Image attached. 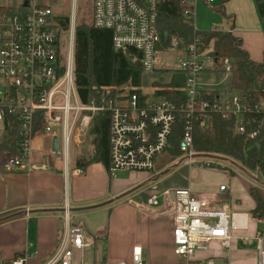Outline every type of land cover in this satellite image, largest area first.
I'll return each instance as SVG.
<instances>
[{"label":"built area","instance_id":"obj_1","mask_svg":"<svg viewBox=\"0 0 264 264\" xmlns=\"http://www.w3.org/2000/svg\"><path fill=\"white\" fill-rule=\"evenodd\" d=\"M51 1L0 0V123L4 127L8 119L15 118L22 141L20 154L8 157L4 166L6 172L19 171L27 165L31 144L38 135H42L59 139V153L67 177L70 173L83 175V170L70 168V155L73 142L88 134L97 112L110 113L111 176L119 171L152 174L158 157L170 147V138L180 113L186 114L180 149L191 152L189 164H193L195 115L235 116L239 119L238 131L243 133L246 131L244 118L264 112V101L252 104L238 93L207 95L208 90L202 88L200 82L205 57L195 38L180 49L179 75L184 78V103L177 104L158 96L150 99L141 91L127 87L113 96L112 90L107 89L98 99L93 98L89 104H83L74 76L76 0L69 31L70 47L66 54L62 48V32L55 26L56 15ZM171 1L179 3L184 18L195 20V8L199 2L213 5L216 0ZM163 2L93 0L92 23L97 29L112 32L115 49L138 50L144 72L150 73L156 69L157 47L162 41L159 12ZM194 31H198L195 24ZM168 36L166 33L165 39ZM173 43L178 47L177 40L174 39ZM220 72L231 75L229 59L221 61ZM257 134L253 132L250 137L255 138ZM213 163L209 161L202 166L216 169ZM227 189V186L220 188L221 191ZM148 205L153 214H172L175 254L186 264H191L196 254L207 250L212 242H219L228 249L232 233L247 230L249 225L250 214L232 212L230 207L215 205L210 196L197 195L190 189L154 194L149 197ZM159 206L161 210H157ZM74 218L66 196L59 244L44 264H85L83 255L77 260L76 255L92 247L94 239L87 222L75 221ZM254 239L259 264H264V231L257 232ZM244 240L249 242V239ZM28 260L29 254H23L8 264H28ZM95 264L109 263L102 260ZM131 264H146L139 244L133 248ZM195 264H215V261L208 258Z\"/></svg>","mask_w":264,"mask_h":264},{"label":"crops","instance_id":"obj_2","mask_svg":"<svg viewBox=\"0 0 264 264\" xmlns=\"http://www.w3.org/2000/svg\"><path fill=\"white\" fill-rule=\"evenodd\" d=\"M168 1V0H164ZM216 6L202 3V6L216 15L217 21L211 28L202 30L199 28L198 12L195 8V26L198 31H212L215 26H222L227 30L228 20L217 8L223 7L228 16L234 17L233 35L242 40V48L249 54L252 61L264 62V29L259 18L254 0H216ZM213 4V5H214ZM205 58L204 71L200 82L202 88L208 91L230 93L231 77L229 83L226 79L218 80V73ZM211 62V61H210ZM180 76V75H179ZM205 77V79H203ZM224 79V80H223ZM228 79V78H227ZM3 126L0 128V140L3 138ZM52 141L49 137L38 135L31 144V154L27 165L15 172L0 173V264L10 263L16 256L29 254L28 264H44L56 251L62 229L61 213L66 196L72 210L94 206L114 200L120 196L123 198L115 201L110 206L102 209L77 212L73 211L75 221H86L91 230L93 240L92 247L85 249L77 256L83 255L85 264H95L105 261L109 264L126 262L131 264L132 251L135 245L143 248L146 264H186L175 254L173 242V216L170 212L153 214L148 209V199L157 194L156 190L149 189L147 201L136 200L140 193L134 189L140 184L149 187L145 183L153 174L128 173L133 178H143L142 181H129L112 184V176L101 163L89 165L84 174L76 176L70 173L67 177L64 171V161L55 158L52 152ZM75 148L73 154L75 155ZM73 157L70 159L71 168H74ZM204 168V167H203ZM205 174L210 170L200 169ZM223 178L230 176L229 186L226 191H221L222 186L212 189L199 187L194 189L193 181L188 188L197 195L210 196L213 204L239 209L241 200L235 201L232 196L231 186L236 178H233L229 170H220ZM155 171V169H154ZM224 171V172H223ZM116 176V175H115ZM227 179V178H225ZM259 189V188H258ZM173 191V190H171ZM264 199V192L260 191ZM158 195H161L160 192ZM246 197H252V210L245 212L250 214L247 230L234 231L232 233L231 246L226 249L219 242H212L205 251L196 254L191 264L212 258L215 264H259V256L255 235L264 231L251 216L256 202L251 195V186L246 190ZM237 202V203H235ZM162 206V202H161ZM157 210H161L160 207ZM49 210V212H43ZM239 212V211H236ZM262 220L259 217H256ZM264 226V225H263ZM96 236L99 238L97 239ZM96 238V239H95ZM244 239H249V242ZM78 263V262H76Z\"/></svg>","mask_w":264,"mask_h":264},{"label":"trees","instance_id":"obj_3","mask_svg":"<svg viewBox=\"0 0 264 264\" xmlns=\"http://www.w3.org/2000/svg\"><path fill=\"white\" fill-rule=\"evenodd\" d=\"M259 18L264 29V0H254ZM226 0H222L224 4ZM178 2L165 1L160 6L159 17L163 21L162 47H174V39L178 41V49L190 44L193 39L200 43L201 53L205 58H212L214 69L221 71V61L229 59L232 63L231 91L221 93L208 91V96L218 94L238 93L247 98L249 103L259 104L264 101V62L257 63L250 59L242 48V40L230 31L234 29V17L228 16L223 7L216 9L228 20L229 29H214L212 31H194L195 20L186 19L181 14ZM55 26L69 34L71 17L55 16ZM166 33L169 35L165 39ZM166 40V41H165ZM159 46V45H158ZM75 84L83 104H89L93 98L98 99L107 90H112V96L124 91L127 86L132 91H139L142 76L145 73L142 66L141 53L134 48L117 50L113 45V34L109 30L97 29L91 25L80 23L75 27ZM184 78L175 75L167 86L156 88V95L164 97L177 104L186 100ZM186 114L180 113L170 138V147L176 156L182 154L180 143L183 138ZM94 134V153L92 156L79 155L75 168L85 172L93 163H101L109 172L110 166V113L97 112L92 123ZM195 126L194 152L205 158H214L213 167L233 171L219 160H231L249 176L257 175L264 182V112L253 113L244 118L246 131H238L239 119L235 116L224 118L220 114L207 113L193 117ZM94 126V125H93ZM257 132L255 138L250 135ZM22 141L19 135V124L15 118H10L4 125L3 138L0 140V173H5V163L10 156L20 154ZM251 174V175H250ZM256 207L252 214L264 219V199L258 187H251Z\"/></svg>","mask_w":264,"mask_h":264},{"label":"rangeland","instance_id":"obj_4","mask_svg":"<svg viewBox=\"0 0 264 264\" xmlns=\"http://www.w3.org/2000/svg\"><path fill=\"white\" fill-rule=\"evenodd\" d=\"M73 2L74 0H52L51 4L53 7V11L56 16L60 17H72V10H73ZM203 2H199L196 6V10L198 12V19H199V28L202 30L208 29L212 27L217 21L216 15L211 11L210 7L205 8L202 6ZM216 4L212 5L216 6ZM76 24L85 23V24H92V13H93V0H76ZM216 24V23H215ZM163 21H161V29H163ZM213 29H224L222 26H215ZM229 29V26H227ZM70 47V33L63 34L62 32V48L64 54L68 52V48ZM182 57L180 49L177 47H162L159 45L157 47L156 53V69L150 73H144L142 76L141 87L139 90L142 94L147 96L150 99L155 98L156 95V88H161L163 86H167L170 84L175 75H179V62ZM211 61V62H210ZM210 63V64H209ZM212 65V60L207 61V65ZM222 78L226 79L227 85L229 83V76L224 73H218V80ZM228 78V79H227ZM205 79V77L203 78ZM224 80V79H223ZM124 88H127L125 86ZM94 125V126H93ZM3 124L0 123V128ZM95 127V122L91 123L88 134L86 136H82L81 139L78 141L73 142L72 152L70 157H73V164L75 168V161L77 156L79 155H86V157L92 156L94 153V134L92 132V128ZM4 130V128H3ZM75 148V155L73 154V148ZM194 151V148H193ZM190 153L191 152H182L181 155L176 156L172 151H167L163 153L161 156L158 157L155 165V171L152 173L153 177L148 180L145 185H150L149 187H143L140 184L134 189H139L135 193H140L136 200L139 201H147L148 194L146 191L149 189L156 190L162 194L166 190L168 191H175L176 189L188 188L191 181L194 184L192 187L197 189L199 187L206 189H212V193H215L214 187L217 189L220 185L225 184L229 186L230 176L223 178L222 174L216 173L220 172L218 169H211L207 168V166H202V164L209 163L212 161L216 164L214 158H205L201 155L195 154L193 152V156L195 158V162L193 164L190 163ZM71 159V158H70ZM222 162L224 166L228 165L230 169L233 171V178L236 180L233 182L231 186L232 196L235 201L241 200V208L237 209L234 206L232 207V212H251L252 208V197H246V190L248 191V186H255L258 187L260 191L264 192V182L260 181L257 175H251L254 178L256 177L257 180L252 179L249 174L243 171L240 167L233 164L231 160H219ZM213 163V165H214ZM70 168H71V163ZM204 167V168H203ZM210 170V174H205L204 171L200 169ZM224 172V171H223ZM231 171L227 172L230 174ZM116 176H112V184L115 183H125V180L129 181H142L143 178H133L128 173H116ZM157 192V195L159 194ZM237 203V202H235ZM251 220H255L256 224L262 229L264 226V219L259 220L255 216H251ZM78 256L76 255V260Z\"/></svg>","mask_w":264,"mask_h":264},{"label":"water","instance_id":"obj_5","mask_svg":"<svg viewBox=\"0 0 264 264\" xmlns=\"http://www.w3.org/2000/svg\"><path fill=\"white\" fill-rule=\"evenodd\" d=\"M59 149H60L59 139L57 137H54L53 141H52V152H53V155H54L55 158H60L61 157L60 153H59ZM123 197H125V195L124 196H120L119 198H116L114 200L103 202L101 204H97V205H94V206H89V207H85V208L72 210V212L73 211L86 212V211H93V210L102 209V208H105L107 206H110L115 201H117V200H119V199H121ZM173 198L175 199L174 195H173ZM43 212H49V210H44ZM62 212H63V210H62Z\"/></svg>","mask_w":264,"mask_h":264},{"label":"bare ground","instance_id":"obj_6","mask_svg":"<svg viewBox=\"0 0 264 264\" xmlns=\"http://www.w3.org/2000/svg\"><path fill=\"white\" fill-rule=\"evenodd\" d=\"M237 219H239V217H237Z\"/></svg>","mask_w":264,"mask_h":264}]
</instances>
